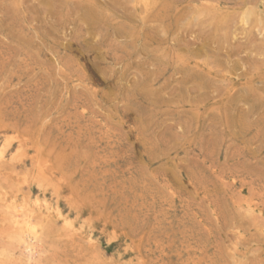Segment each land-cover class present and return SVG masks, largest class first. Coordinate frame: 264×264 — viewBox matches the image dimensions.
<instances>
[{"label":"rangeland","instance_id":"1","mask_svg":"<svg viewBox=\"0 0 264 264\" xmlns=\"http://www.w3.org/2000/svg\"><path fill=\"white\" fill-rule=\"evenodd\" d=\"M0 153V264H264V0H0Z\"/></svg>","mask_w":264,"mask_h":264},{"label":"bare ground","instance_id":"2","mask_svg":"<svg viewBox=\"0 0 264 264\" xmlns=\"http://www.w3.org/2000/svg\"><path fill=\"white\" fill-rule=\"evenodd\" d=\"M216 3H218V2H216ZM207 7V6H206ZM230 7V6H229ZM211 8V7H210ZM165 9V8H164ZM165 12V11H164ZM160 13V12H159ZM96 17V16H95ZM98 17V16H97ZM245 18V17H244ZM245 22V21H244ZM247 22V21H246ZM248 24V23H247ZM221 30V29H220ZM219 31V30H218ZM262 33V32H261ZM260 33V34H261ZM258 47V46H257ZM259 49V48H258ZM261 50V49H260ZM262 53V52H261ZM184 66V65H183ZM193 90V89H192ZM0 155H1V153H0ZM4 159V158H3ZM37 203V205H38V202H36ZM35 203V204H36ZM44 205V204H43ZM50 207V206H49ZM29 209V208H28ZM9 210H10V208H9ZM23 210V209H22ZM38 210V209H37ZM40 211H41V209H40ZM47 211V210H46ZM15 212V211H14ZM34 212V211H33ZM43 212V211H42ZM45 212V211H44ZM55 212V211H54ZM13 213V212H12ZM17 213V212H16ZM31 213V212H30ZM47 213V215H48V212H46ZM59 213V212H58ZM15 214V213H14ZM27 214V213H26ZM43 215V214H42ZM55 215V214H54ZM53 215V216H54ZM59 215V217H61L60 216V214H58ZM23 216V215H22ZM25 217H26V215H25ZM24 217V218H25ZM42 217V216H41ZM14 219H16V217L14 218ZM18 219L19 220H21L19 217H18ZM17 219V220H18ZM27 219V218H26ZM64 221V220H63ZM34 222V221H33ZM37 222V221H36ZM29 223H31V221H29ZM65 223V222H64ZM17 224V225H16ZM21 224H22V221H21ZM21 224H20V222H18V221H15V225L18 227V225H20L21 226ZM26 227H27V224H28V221H26ZM66 224V223H65ZM31 225V224H30ZM22 226H23V224H22ZM25 227V226H24ZM35 227V226H34ZM15 228V227H14ZM19 229V228H18ZM21 229V228H20ZM22 230V229H21ZM24 230H26V229H24ZM31 230V229H30ZM27 231V230H26ZM34 231V230H33ZM20 232V231H19ZM30 233V232H29ZM33 233V232H32ZM31 233V234H32ZM33 235V234H32ZM33 240H34V242H33ZM32 241H30V243L28 242V249L31 251V252H34L35 251V248H34V245H36V241L38 242V238L37 237H35L34 239H33ZM32 242V243H31ZM36 247V246H35Z\"/></svg>","mask_w":264,"mask_h":264}]
</instances>
